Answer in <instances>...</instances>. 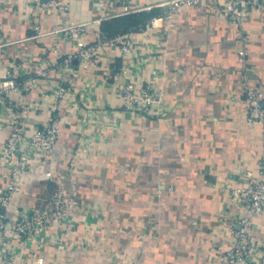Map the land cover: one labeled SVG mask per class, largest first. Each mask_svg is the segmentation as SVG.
Instances as JSON below:
<instances>
[{"label":"crops","instance_id":"crops-1","mask_svg":"<svg viewBox=\"0 0 264 264\" xmlns=\"http://www.w3.org/2000/svg\"><path fill=\"white\" fill-rule=\"evenodd\" d=\"M47 1L0 0V190L11 182L2 144L13 122L27 138L53 123L60 131L47 158L30 154L0 213L11 221L49 209L57 181L42 171L62 180L77 207L34 239H11L19 264H211L239 210L220 186L245 183L264 144L261 125L247 121L244 93L247 84L264 92V12L237 26L212 0L175 14L169 0H132V13L156 14L126 34L131 53L103 41L91 69L76 61L63 72L67 54L101 41V23L122 16L121 7L59 0L60 10ZM79 24L86 31L76 39L55 33ZM124 66L140 79L158 71L161 117L119 107L114 75ZM5 74L18 86L4 90ZM62 79L59 100L44 91ZM251 234L264 264V212Z\"/></svg>","mask_w":264,"mask_h":264},{"label":"built area","instance_id":"built-area-1","mask_svg":"<svg viewBox=\"0 0 264 264\" xmlns=\"http://www.w3.org/2000/svg\"><path fill=\"white\" fill-rule=\"evenodd\" d=\"M114 5H120L121 14L132 13L130 7L132 0H110ZM200 0H169L171 13H178L184 5H196ZM216 6L218 15L224 20L241 26L250 13L258 10L264 12V0H212ZM45 8H57L65 10L67 7L59 3V0H49L43 4ZM86 31L85 25H69L55 33L70 39H76ZM245 40L246 37H241ZM113 42L118 45L119 53L127 56L131 53V41L122 34L112 40L104 37L100 41L91 44H83L81 48L68 53L62 62L63 72L72 70V64L76 61L83 69H91L95 65L97 49L102 42ZM158 71H150L147 79L136 78L131 70L124 66L114 75V89L121 99V109L134 114L161 117L163 114V91L158 86L160 80ZM65 82L49 83L44 89L51 92L59 100L65 94ZM18 86L16 79L5 74L3 89L9 91ZM247 121L258 123L262 127L264 141V92L259 88L247 84L245 89ZM31 110L30 106L24 107ZM60 136L59 128L53 123L44 129L35 132L31 137H25L21 124L13 122L12 130L2 147L5 151V159L11 167V182L5 189L0 190V202L6 203L16 189L22 175L26 172L27 161L30 154H37L45 159L51 153L54 144ZM22 153L21 157L17 154ZM19 157V158H18ZM43 175L55 179L56 185L50 194L49 209L35 208L30 211L20 212L11 221L5 219L0 213V252L3 257L1 264H19L16 252L11 246V239L23 241L34 239L49 230V219L60 224L67 220L68 215L77 207L76 200L66 192L61 179L54 177L49 171H42ZM246 181L241 185H233L231 182L220 186V189L228 195L229 201L239 210L232 215L226 231L230 235L227 241L219 242L212 249L213 262L211 264H260L261 253L258 245L251 236L256 226L257 217L264 212V144L257 157L254 172L246 171ZM33 264H48L42 258Z\"/></svg>","mask_w":264,"mask_h":264},{"label":"trees","instance_id":"trees-1","mask_svg":"<svg viewBox=\"0 0 264 264\" xmlns=\"http://www.w3.org/2000/svg\"><path fill=\"white\" fill-rule=\"evenodd\" d=\"M155 14L156 12L151 10L115 17L101 23V32L106 40H111L122 34L141 31L146 28Z\"/></svg>","mask_w":264,"mask_h":264}]
</instances>
